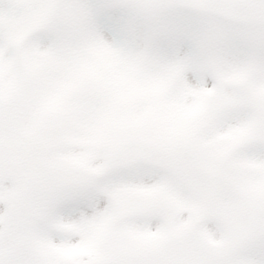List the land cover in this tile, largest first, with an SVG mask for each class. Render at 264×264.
Masks as SVG:
<instances>
[{
	"label": "clouds",
	"instance_id": "1",
	"mask_svg": "<svg viewBox=\"0 0 264 264\" xmlns=\"http://www.w3.org/2000/svg\"><path fill=\"white\" fill-rule=\"evenodd\" d=\"M0 264H264V0H0Z\"/></svg>",
	"mask_w": 264,
	"mask_h": 264
}]
</instances>
